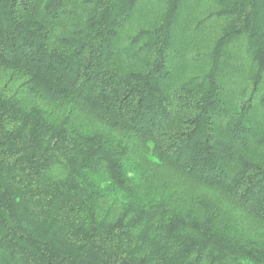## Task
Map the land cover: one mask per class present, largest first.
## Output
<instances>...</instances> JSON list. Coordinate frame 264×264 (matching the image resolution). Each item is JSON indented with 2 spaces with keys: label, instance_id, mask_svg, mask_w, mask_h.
Masks as SVG:
<instances>
[{
  "label": "trees",
  "instance_id": "trees-1",
  "mask_svg": "<svg viewBox=\"0 0 264 264\" xmlns=\"http://www.w3.org/2000/svg\"><path fill=\"white\" fill-rule=\"evenodd\" d=\"M256 226L264 0H0V264H264Z\"/></svg>",
  "mask_w": 264,
  "mask_h": 264
},
{
  "label": "rangeland",
  "instance_id": "rangeland-1",
  "mask_svg": "<svg viewBox=\"0 0 264 264\" xmlns=\"http://www.w3.org/2000/svg\"><path fill=\"white\" fill-rule=\"evenodd\" d=\"M169 179H171V180H175V181H177L178 179L179 180H182L181 178H179L177 175H175V174H173V173H170V175H169ZM192 191H197V192H199V193H201V194H203L204 195V197L205 198H208V199H210V200H214V201H216V202H218L219 204H221L222 206H226V202L219 196V194H218V191H216V190H213V189H210V188H203V190L202 191H198V190H196L195 188L194 189H192ZM238 211V210H237ZM230 214L232 215V216H235V217H239V218H241V219H243L244 221L245 220H247L248 218L244 215V214H242V213H240L239 211L238 212H236V211H230ZM256 228H258V230L257 231H260V232H263L264 233V229L263 228H259V227H257L256 226Z\"/></svg>",
  "mask_w": 264,
  "mask_h": 264
}]
</instances>
